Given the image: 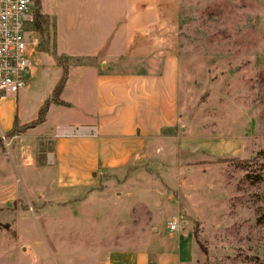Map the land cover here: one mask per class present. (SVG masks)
I'll return each mask as SVG.
<instances>
[{"label":"crops","instance_id":"obj_1","mask_svg":"<svg viewBox=\"0 0 264 264\" xmlns=\"http://www.w3.org/2000/svg\"><path fill=\"white\" fill-rule=\"evenodd\" d=\"M38 1L40 12L51 19L52 43L30 49L33 65L26 86L0 103V137L10 141L0 153V215L16 213L10 222L0 221L2 232L14 220L22 223L24 234L34 235L32 241L37 235L43 239L33 245L39 252L49 247V231L53 248L66 228L68 248L82 241L86 264H188L193 256L188 233L181 234L176 247L151 253L107 245V221L119 220L124 202H138L127 192L138 182L127 188L116 182L119 191L113 196L108 190L112 179L122 180L140 163L172 153L177 157L174 173L182 171L179 153L187 150V138L180 133L185 126L178 106L179 57L170 48L172 39L154 37L155 21L164 12L155 0H115L110 6L107 0ZM59 57L67 60L63 81ZM45 104L43 119L24 127ZM14 124L21 130L12 133ZM190 143L193 152L202 155L205 149L216 158L246 152L244 141L236 146L233 135L210 140L196 135ZM18 182L22 189L14 185ZM156 186L142 188L159 191ZM28 205L37 230L29 215L20 216Z\"/></svg>","mask_w":264,"mask_h":264},{"label":"rangeland","instance_id":"obj_2","mask_svg":"<svg viewBox=\"0 0 264 264\" xmlns=\"http://www.w3.org/2000/svg\"><path fill=\"white\" fill-rule=\"evenodd\" d=\"M155 2L164 15L155 21L154 37L172 39L170 48L179 57L178 106L185 126L180 133L187 138V150L179 153L182 171L178 175L172 153L165 159L144 161L128 177L110 181L113 196L119 191L116 182L123 188L130 187L131 181L139 185L127 191L138 202H124L119 220L107 221V245L137 246L151 253L176 247L181 234L188 233L193 237L188 264H264V0ZM107 3L110 6L115 0ZM37 11L42 15L37 18L40 31L35 27ZM51 24L34 0V21L28 29L40 35L38 48L52 43ZM59 62L67 67L66 59L59 57ZM196 135L208 140L233 135L236 146L244 141L246 152L216 158L204 149L200 155L190 149ZM9 145L7 135L0 137V153ZM3 168L0 164L2 178ZM20 170L15 171L19 178ZM156 184L159 191L142 188ZM14 185L23 187L19 182ZM28 208V214L22 211L20 216L29 215L36 229L37 220ZM170 212L175 215L169 218ZM10 218H16V213L0 215L2 222ZM168 218L178 221L176 230L169 229ZM22 225L14 220L5 233V225L0 226V264H86L82 241L76 242L77 248H68L66 228L53 248L49 231V247L36 252L33 245L43 239L37 235L32 241L34 235L26 236ZM93 230L98 228L93 225Z\"/></svg>","mask_w":264,"mask_h":264},{"label":"built area","instance_id":"obj_3","mask_svg":"<svg viewBox=\"0 0 264 264\" xmlns=\"http://www.w3.org/2000/svg\"><path fill=\"white\" fill-rule=\"evenodd\" d=\"M33 21L34 0H0V103L27 84L33 65L29 51L40 43L28 29ZM168 227L176 230L178 221L171 219Z\"/></svg>","mask_w":264,"mask_h":264},{"label":"trees","instance_id":"obj_4","mask_svg":"<svg viewBox=\"0 0 264 264\" xmlns=\"http://www.w3.org/2000/svg\"><path fill=\"white\" fill-rule=\"evenodd\" d=\"M35 2H36L37 5H39V1H38V0H35ZM40 16H42V15L39 13V11H37V12H36V16H35V17H36V18H35V27H36V29H38V31L42 30V25H41V23L38 21V19H39ZM37 18H38V19H37ZM57 60H58V62H59V58H57ZM59 63H60V62H59ZM60 64H61V63H60ZM61 65H62V64H61ZM62 67H63V69H64V74H63V76H62V81H63L64 78H65L66 67L63 66V65H62ZM60 87H61V82H60V84H58V86L56 87V89H55V91H54V97H57V96H58V93H59ZM46 107H47V104H45L44 106H42V108H41L40 111H39L38 118H37L35 121L31 122L30 124L25 125L24 127L31 126V125H33V124H35V123L41 121V120L43 119V117H44V112H45V110H46ZM20 130H21V129H20L19 127H17L16 124H14V127H13V129H12V133L18 132V131H20Z\"/></svg>","mask_w":264,"mask_h":264}]
</instances>
